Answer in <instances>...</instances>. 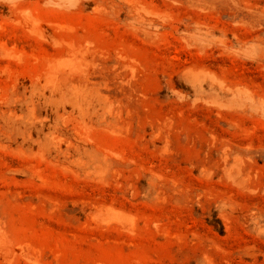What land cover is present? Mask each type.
Wrapping results in <instances>:
<instances>
[{
  "label": "rangeland",
  "instance_id": "rangeland-1",
  "mask_svg": "<svg viewBox=\"0 0 264 264\" xmlns=\"http://www.w3.org/2000/svg\"><path fill=\"white\" fill-rule=\"evenodd\" d=\"M0 264H264V0H0Z\"/></svg>",
  "mask_w": 264,
  "mask_h": 264
}]
</instances>
